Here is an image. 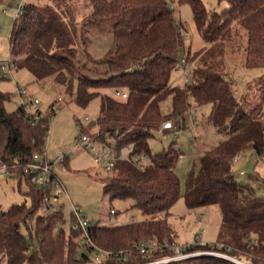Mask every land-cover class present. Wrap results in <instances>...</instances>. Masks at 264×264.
Masks as SVG:
<instances>
[{
    "label": "trees",
    "instance_id": "obj_1",
    "mask_svg": "<svg viewBox=\"0 0 264 264\" xmlns=\"http://www.w3.org/2000/svg\"><path fill=\"white\" fill-rule=\"evenodd\" d=\"M50 1L54 3H25L14 21L10 57L18 69L27 68L38 81L53 77L66 93L75 94L80 108L100 100L93 125L81 133H99L103 141L114 138L118 148L130 147L133 153L150 157L145 170L119 161L117 173L103 179L105 194L133 201L146 216L116 226L93 224L91 240L109 252L104 263L139 264L172 255L169 249L143 255L140 246L158 242L167 248L175 243L168 216L183 195L190 209L217 205L222 215L217 242L187 246L188 252L209 250L249 264H264V195L251 182L239 179L234 170V159L240 154L264 155V114L243 109L224 73L226 42L237 26L247 31L246 68L264 69V0H217L228 4L221 13L209 11L202 0H179L190 4L197 28L208 43L186 54L192 69L184 87L171 84L172 73L182 63L185 40L183 25L177 23L167 0H89L92 10L82 24L70 6H62L64 0ZM94 28L105 29L113 39L100 57L89 50ZM117 91L127 92L128 98L116 97ZM169 96L173 113L164 115L161 104ZM190 98L198 105L211 104L208 121L227 138L203 152L199 171L188 174L182 194L176 172L181 151L171 143L152 153L150 140L170 116H185ZM10 99L11 93L0 91V167L26 179L32 205L14 204L0 213V260L6 264L92 262L93 246L81 230L70 225L66 231L63 211L38 216L44 194L24 172L36 154L44 153L56 108L52 105L46 115L39 110L35 118L24 104L9 112L5 103ZM184 261L236 264L217 255L164 264Z\"/></svg>",
    "mask_w": 264,
    "mask_h": 264
},
{
    "label": "rangeland",
    "instance_id": "obj_2",
    "mask_svg": "<svg viewBox=\"0 0 264 264\" xmlns=\"http://www.w3.org/2000/svg\"><path fill=\"white\" fill-rule=\"evenodd\" d=\"M30 1L32 0L0 1V62L10 58L9 40L15 18L19 14L21 5ZM38 1L42 4L54 3L50 0ZM202 1L209 11L221 13L228 7L227 3H220L217 0ZM63 2H65L62 3L63 7L70 6V11L77 15L76 21L79 24H82L84 16L92 10L89 0H64ZM169 4L174 8L177 23L183 25L185 48L180 52V59L183 61L187 53H194L208 47V43L197 28L190 4L181 3L179 0L171 1ZM6 9H8L7 12H4ZM102 28L93 29L94 35L89 48L97 57L103 56L113 41L111 33ZM246 47L247 31L237 26L232 37L226 42L225 78L232 86L243 109L248 113L255 112V115H262L264 114V69L246 68ZM85 60L82 58V61ZM191 69V66L187 65L186 68L181 63L180 67L172 73L171 84L184 87ZM18 85L25 87L34 99L40 101L38 108L43 115L50 112L52 105L56 108L55 114L50 117L49 137L44 156L46 155L50 162L58 160L53 167L60 177L63 194L53 203L56 204L57 209L63 211L66 231L71 224L69 212L72 204L78 206L93 224L99 222L107 226H116L132 222L134 219L135 221L144 220L146 216L139 208L133 206V201L111 199L105 194L103 179L113 176L117 171L106 170L103 164H96L97 154L79 144L82 133L78 124L81 122L85 127L93 125L99 113L100 100H94L85 109L80 108L75 102V94L66 93L53 77L38 81L27 68H20L14 71V79H0V91L11 93V99L5 103L9 112L17 110L23 103V98L18 94ZM190 103L191 107L185 116L179 117L181 120L175 115L168 119H179L177 126L181 131L177 132L176 136L160 130L150 140L152 153L167 149L171 143H174L181 151L182 155L178 160L176 172L181 179L182 194L188 174L193 169L195 172L199 171L203 152L213 149L227 138L226 135L217 133L208 121L212 111L211 104L198 105L193 98H190ZM34 107L32 106L31 109ZM161 110L164 115L173 113L172 96L162 102ZM93 129L96 130V127ZM107 142L110 143L112 150H115L117 146L115 139L107 137ZM123 153L128 156L130 151L126 149ZM234 170L239 179L251 182L258 193L264 195V155L259 156L254 151L242 153L235 161ZM251 175L257 177V180L254 177L252 180ZM29 189L30 185L26 179L20 180L17 175L0 172V213L14 204H26L30 207L32 199L28 195ZM113 210L116 214H112ZM48 213H50L48 210L41 207L37 214L46 216ZM168 221L175 234V244L185 248L196 244L216 243L222 215L217 205L190 209L182 195L171 207ZM22 230L29 238L27 226L23 225ZM211 253L212 251L209 250L194 252L196 257L212 255ZM0 264H6V260H0ZM180 264L198 263L184 261Z\"/></svg>",
    "mask_w": 264,
    "mask_h": 264
},
{
    "label": "built area",
    "instance_id": "obj_3",
    "mask_svg": "<svg viewBox=\"0 0 264 264\" xmlns=\"http://www.w3.org/2000/svg\"><path fill=\"white\" fill-rule=\"evenodd\" d=\"M167 1L171 2L174 0ZM24 5L25 3L19 8V14L23 11ZM7 10L8 9L4 10V12H7ZM182 65L187 68V62L185 59L182 61ZM17 69L18 67L11 57L6 61L0 62V79H14V71ZM18 94L23 98L22 104L25 105L28 114L32 117L38 118V105L40 104V101L38 99H34L32 94L29 93V91L25 87H21L19 85ZM115 96L126 99L128 98V93L117 91L115 92ZM32 106H35L34 109H31ZM88 119L89 118L86 116V120ZM177 122L179 123L177 118L168 120L162 124L160 130L166 133H173L174 136H176L177 132L181 131L180 128L178 129L179 126H177ZM78 125L80 130H83L85 128V126L81 122H79ZM79 144L83 148L95 152L97 154V157L95 158L96 164H103L106 170L114 171L119 161L135 163L142 170H145L150 163V157L147 153H133V150L130 147L118 148L116 146L115 150H112L110 143H108L107 141H103L99 133L88 134L82 132L79 138ZM126 149L130 151V154L128 156L123 153ZM236 160L237 157L234 159V162ZM57 161H48L47 156H44V153L36 154L33 160L24 167V172L31 179V182L42 189L44 194L43 208L48 210L49 212L59 211L56 204H54L53 202L57 201L63 194L61 181L56 176L53 167L54 164L57 163ZM0 172L7 173L8 170L5 166H2L0 167ZM54 189L55 192L53 193ZM69 213L72 220L70 225L73 227V229L81 230L83 232L87 243L93 246L96 253L92 262L77 264H106L104 263V260L109 256V252L96 246L89 235V230L93 226L91 220L83 214L78 206H75L73 204ZM112 214H116V212L113 210ZM217 245L220 246L219 244ZM165 249L172 250V255L159 259H152L139 264H164L169 262L183 261L192 257H196V254L187 251V247L183 248L182 246L175 243L171 246H167V248H164L158 242H152L147 245L140 246V252L143 255H148L151 252L164 251ZM211 254L224 257L237 264H247L227 254L217 252H212Z\"/></svg>",
    "mask_w": 264,
    "mask_h": 264
},
{
    "label": "crops",
    "instance_id": "obj_4",
    "mask_svg": "<svg viewBox=\"0 0 264 264\" xmlns=\"http://www.w3.org/2000/svg\"><path fill=\"white\" fill-rule=\"evenodd\" d=\"M54 172H55L56 176L58 177V179L60 180V177H59L58 173L55 170H54Z\"/></svg>",
    "mask_w": 264,
    "mask_h": 264
}]
</instances>
